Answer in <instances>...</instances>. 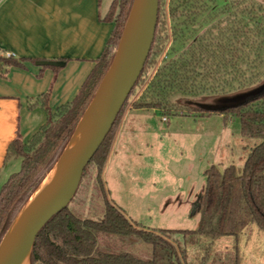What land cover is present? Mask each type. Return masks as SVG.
I'll return each instance as SVG.
<instances>
[{"label": "trees", "instance_id": "obj_1", "mask_svg": "<svg viewBox=\"0 0 264 264\" xmlns=\"http://www.w3.org/2000/svg\"><path fill=\"white\" fill-rule=\"evenodd\" d=\"M133 1L120 0L117 16H108L115 21L116 27L96 66L72 101L52 110L49 106L50 90L30 100V107L40 106L45 110L47 121L29 140L23 141L18 136L8 147L6 162L14 158L19 159L21 164L20 169L11 173L0 185V245L19 213L66 149L114 59ZM162 5L163 0H159L154 42L131 95L144 82L145 72L157 62L171 38L172 45L166 54L169 59H165L146 82V88L132 107L158 109L162 115L197 112L204 116L218 112L225 118L235 116L240 120L242 135L259 138L260 142L249 151L241 174L234 164L224 169L212 165L206 170L205 189L193 206L194 212L200 214L197 229L146 230L130 221L109 199L102 177L113 143L112 135L128 98L90 162L97 168L96 181L104 202L102 218H84L65 207L39 232L31 251V264H191L187 249L176 237L177 234L185 240L193 235L209 238L205 255L199 263L206 264L211 259L217 239L223 236L238 239L248 224H256L264 232V84H259L260 74L263 73L260 68L264 65L261 39L264 3L258 0H171L169 13L174 21L171 37L165 33ZM220 15H227L224 25L218 18ZM216 18L219 20L216 36L202 34L187 43L188 28L196 24L201 27ZM23 61L12 54L0 55V76H6L12 66H23ZM44 62L50 65L49 61ZM251 89L258 90L256 97L222 109H206L172 99L174 93L200 98L206 94L226 96L233 90L246 94ZM85 174L86 169L83 176ZM251 236L249 231L246 243ZM111 237L125 248L119 249L107 242L106 239ZM133 237L150 246L149 257H141L129 250ZM235 264H241L238 246Z\"/></svg>", "mask_w": 264, "mask_h": 264}, {"label": "rangeland", "instance_id": "obj_2", "mask_svg": "<svg viewBox=\"0 0 264 264\" xmlns=\"http://www.w3.org/2000/svg\"><path fill=\"white\" fill-rule=\"evenodd\" d=\"M170 1L163 0L162 19L165 23V33L171 37V26L174 21L169 13ZM258 1L264 3V0ZM119 4L120 0H114L108 11L109 16H117ZM218 18L224 25L227 15H220ZM218 18L201 27L196 24L188 28L187 43L202 34L216 36L219 33L216 26L219 23ZM261 20L264 23V16ZM261 39L264 44V31ZM171 45L170 38L157 62L145 72L144 82L136 88L133 95L129 96L123 115L132 108V103L146 88V82L153 77L163 61L169 59L166 54ZM260 71L263 73L260 74L259 84H264V65ZM257 95L258 90L251 89L244 94L245 99L234 90L226 96L206 94L200 98L174 93L172 99L206 109H222ZM122 117L112 135L113 141ZM164 117L167 120H164ZM125 127L121 150L110 162L107 172L102 177L109 199L130 221L138 223L146 230L197 229L200 214L194 212L193 206L205 189L206 170L212 165L224 169L234 164L241 174L249 151L260 142L259 138L242 135L239 118L235 116L225 118L218 112L204 116L198 115L197 112L162 115L158 109L132 108L127 115ZM20 162L19 159L10 160L0 175V185L11 173L20 169ZM96 176V165L90 163L68 205L72 211L84 218L99 219L104 214V202ZM249 231L252 232V236L246 243ZM176 237L187 249L188 262L199 264L205 255L209 238L193 235L185 240L181 234H177ZM106 241L119 249L125 248L113 237L107 238ZM130 242L132 246L128 248L131 252L141 257L150 256V246L144 244L138 237L131 238ZM236 246L240 247L241 264H264V232L256 224H248L238 239L234 236L217 239L211 259L206 264H235Z\"/></svg>", "mask_w": 264, "mask_h": 264}, {"label": "crops", "instance_id": "obj_3", "mask_svg": "<svg viewBox=\"0 0 264 264\" xmlns=\"http://www.w3.org/2000/svg\"><path fill=\"white\" fill-rule=\"evenodd\" d=\"M113 2L3 0L0 4V55L24 59L23 66H12L0 76V175L10 162L5 160L10 143L18 136L29 140L47 121L45 110L30 107V100L50 90L49 106L55 110L79 93L116 27L108 18ZM131 109L122 117L102 175L121 150Z\"/></svg>", "mask_w": 264, "mask_h": 264}, {"label": "water", "instance_id": "obj_4", "mask_svg": "<svg viewBox=\"0 0 264 264\" xmlns=\"http://www.w3.org/2000/svg\"><path fill=\"white\" fill-rule=\"evenodd\" d=\"M158 14L159 0L133 1L114 59L80 119L66 149L54 166L55 168L62 160H65L66 168L29 207L16 233L8 240V234L15 221L35 193L19 213L0 245V264H17L18 260L26 253H29L30 258L41 229L73 199L86 167L113 128L145 67L157 30ZM136 48H139L136 62L124 83L118 88V79L125 67L127 57ZM48 63L55 64L52 61ZM240 96L243 97L244 94H240ZM84 128L88 130V135L70 156V150L78 134Z\"/></svg>", "mask_w": 264, "mask_h": 264}, {"label": "bare ground", "instance_id": "obj_5", "mask_svg": "<svg viewBox=\"0 0 264 264\" xmlns=\"http://www.w3.org/2000/svg\"><path fill=\"white\" fill-rule=\"evenodd\" d=\"M139 53V48L134 49L129 56L127 57L126 64L124 69L122 70L120 77L118 79V84L117 87H121V85L124 83L126 80L128 74L130 73L134 63L136 62L137 56ZM88 135V130L87 129H82L80 133L77 136V139L73 145V147L70 150V156L74 154L76 151L77 147L81 143V141ZM66 168V162L65 160H62L61 163H59L47 176V178L44 180V182L41 184V186L38 188V190L35 192V194L32 196L30 199L29 203L25 207V209L22 211L18 219L15 221L14 226L10 233L8 234L7 239H11L14 234L16 233L17 229L19 228V225L21 223V220L23 216L25 215L26 211L29 209V207L37 200V198L46 191V189L53 183L55 178L64 171ZM17 264H30V258H29V253H26L24 256H22Z\"/></svg>", "mask_w": 264, "mask_h": 264}, {"label": "built area", "instance_id": "obj_6", "mask_svg": "<svg viewBox=\"0 0 264 264\" xmlns=\"http://www.w3.org/2000/svg\"><path fill=\"white\" fill-rule=\"evenodd\" d=\"M2 1H3V0H0V4L2 3ZM163 119H164V120H167V118H166V117H164Z\"/></svg>", "mask_w": 264, "mask_h": 264}]
</instances>
